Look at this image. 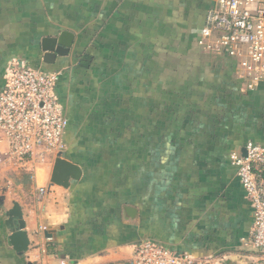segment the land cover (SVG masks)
Wrapping results in <instances>:
<instances>
[{"label":"crops","instance_id":"obj_1","mask_svg":"<svg viewBox=\"0 0 264 264\" xmlns=\"http://www.w3.org/2000/svg\"><path fill=\"white\" fill-rule=\"evenodd\" d=\"M104 1L105 10L99 5ZM92 5L95 14L90 21L87 9ZM211 5L212 0H0V89L16 59L45 72H59L56 93L69 121L62 153L82 168L81 178L72 179L70 187L53 183L57 155L19 162L9 157L8 143L0 133L4 156L0 264L128 261L134 246L144 240L211 257L216 264H264L251 244L253 207L231 162V154L242 151L249 141L264 144V79L254 90H244L234 58L223 54L213 59L200 49L198 40ZM62 30L75 33L71 52L48 63L43 41ZM93 51L108 55L112 51H192L198 62L195 67H200L203 80L185 83L192 95L191 108L182 120L167 119L168 125L191 121L190 133L187 127L178 129L177 135L185 130L197 143H188L185 161L176 137L166 154L160 146L155 167L165 164L169 171L173 166L170 175L164 177L160 169L162 175L156 176L165 178L166 187L142 192L137 198L128 191H113L115 178L101 170V161L91 158L90 152L103 147L94 139L99 131L83 127L85 120L99 118L103 104L96 100L93 111L86 112L93 101L86 79L94 68L89 69L92 60L85 55L94 56ZM199 156L206 161H196ZM15 203L22 209L30 240L22 253L9 243L12 227L7 211Z\"/></svg>","mask_w":264,"mask_h":264},{"label":"built area","instance_id":"obj_2","mask_svg":"<svg viewBox=\"0 0 264 264\" xmlns=\"http://www.w3.org/2000/svg\"><path fill=\"white\" fill-rule=\"evenodd\" d=\"M198 45L203 52L234 58L242 88L254 90L264 79V0H212ZM59 76V72L33 68L20 59L10 64L0 89V133L8 143L9 157L27 163L62 153L69 121L56 93ZM244 148L246 155L233 152L231 162L254 211L251 244L264 261V144L249 141ZM109 264L216 262L144 240L134 246L131 259Z\"/></svg>","mask_w":264,"mask_h":264},{"label":"rangeland","instance_id":"obj_3","mask_svg":"<svg viewBox=\"0 0 264 264\" xmlns=\"http://www.w3.org/2000/svg\"><path fill=\"white\" fill-rule=\"evenodd\" d=\"M99 5L106 9V1ZM52 12L57 14L55 10ZM58 12L61 14L62 10ZM87 12L90 13L87 19L91 21L95 14L93 5L88 7ZM93 52L94 56L85 55L92 60L89 69L94 68L86 79L88 96L93 98L86 112L93 111L92 104L96 100L103 104L100 103L99 118L94 121L85 120L86 126L83 127L91 128L93 132L99 131L94 139L103 147L90 152L91 158L101 161V170L115 178L116 188L113 191H128L137 198L142 192H154L157 187H166L165 178L162 181L156 176L170 175L173 166H170L169 171L165 164L161 168L155 167L159 162L157 155L160 146L163 154H166L167 145L172 146L176 137L181 147L178 149L183 152L185 161L190 144L197 143L188 135L191 121L185 124L184 119L183 123L168 125L167 119L178 117V120H182L181 117L191 108L192 95L185 83L187 79L203 80L200 67H195L198 62L192 58V51H112L110 55L105 51ZM189 64L194 68L193 71ZM83 96L87 98V93ZM198 110L199 117H202L201 109ZM168 126L172 128L169 131ZM182 128L188 134L185 130L180 131L178 137L177 130ZM201 137L199 134L198 139ZM118 145L126 150L119 149ZM94 146H91L90 151ZM202 160L206 161L199 156L196 161ZM191 165L196 167L195 164ZM123 179L125 182L121 181Z\"/></svg>","mask_w":264,"mask_h":264},{"label":"water","instance_id":"obj_4","mask_svg":"<svg viewBox=\"0 0 264 264\" xmlns=\"http://www.w3.org/2000/svg\"><path fill=\"white\" fill-rule=\"evenodd\" d=\"M75 40V33L69 30H62L56 36H50L43 41L44 60L48 63H54L58 57L68 56L71 52ZM246 155V149H242ZM82 176V168L69 160L63 153L58 154L52 171L51 180L53 183L65 188L70 187L71 180H78ZM9 216V225L12 227V233L9 235V243L19 252L28 250L30 240L28 233L24 230L26 223L23 219L22 209L18 203L7 211Z\"/></svg>","mask_w":264,"mask_h":264},{"label":"trees","instance_id":"obj_5","mask_svg":"<svg viewBox=\"0 0 264 264\" xmlns=\"http://www.w3.org/2000/svg\"><path fill=\"white\" fill-rule=\"evenodd\" d=\"M205 54H207L208 56H211V58L213 59H221L222 57H224V55H218V54H215V53H208V52H203Z\"/></svg>","mask_w":264,"mask_h":264}]
</instances>
